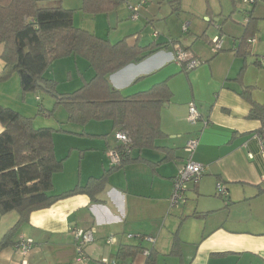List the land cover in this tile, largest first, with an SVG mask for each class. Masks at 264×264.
I'll list each match as a JSON object with an SVG mask.
<instances>
[{
	"label": "crops",
	"instance_id": "1",
	"mask_svg": "<svg viewBox=\"0 0 264 264\" xmlns=\"http://www.w3.org/2000/svg\"><path fill=\"white\" fill-rule=\"evenodd\" d=\"M123 1L117 10L97 16L81 15V0H75L74 8L63 6L76 10L75 27L113 44L126 39L130 47H147L178 41L176 47L191 51L202 64L184 71L173 62L176 50L169 46L109 76L111 86L126 96L167 82L172 99L161 110L164 136L156 142L157 149L133 150V159L142 160L110 173L97 202L80 194L33 213L12 244L0 251V264H97L115 259L126 245H141L152 253L151 259L141 254L129 259L131 264H264L262 121L250 117L252 103L264 105V68L258 64L264 56V37L256 33L258 25L264 35V0L251 6L231 0L236 13L227 23L225 15L232 8L217 5L219 0ZM136 6L140 9L134 20L130 7ZM251 18L257 20L250 37L256 42L245 46ZM218 36L223 50L214 54L210 44ZM2 53L1 46L0 74L5 67ZM93 76L88 63L75 57L56 61L47 72L60 94L79 90ZM246 89L249 95L244 97ZM54 102L53 96L42 93L23 101L16 74L0 84V106L34 119L36 128L69 132L54 136L56 156L65 160L63 171L53 178V195L59 196L111 169L108 152L117 145L118 130L110 121L71 124L62 108L50 115ZM191 103L207 127L202 121L189 123ZM3 131L0 123V134ZM194 138L199 145L193 160L206 170L199 183L191 184L186 204L172 209L174 179L190 158L185 148ZM219 183L227 189L228 202L218 195ZM18 220L16 213L0 214V243ZM74 230L91 232L95 238L85 247L84 258L77 251ZM136 236L152 237L156 243ZM22 237L35 243L25 258L17 251ZM110 237L112 244L107 243Z\"/></svg>",
	"mask_w": 264,
	"mask_h": 264
},
{
	"label": "trees",
	"instance_id": "2",
	"mask_svg": "<svg viewBox=\"0 0 264 264\" xmlns=\"http://www.w3.org/2000/svg\"><path fill=\"white\" fill-rule=\"evenodd\" d=\"M45 1L48 0H0V47H3L1 59L5 63L0 74V84L16 74L20 79L23 101L30 94L49 93L55 99L50 115L64 107L71 124L87 126L91 122L110 121L113 130L124 131L130 141L127 146L116 141L114 149L122 153L119 167H110L101 178H91L85 186L78 185L72 191L55 196L53 178L63 171L65 160H59L56 156L54 136L69 132L64 129L36 128L34 119L0 106V123L4 128L0 134V214L16 213L19 216L16 226L0 243V251L12 244L15 233L20 226L29 222L33 213L49 209L61 200L80 194L88 195L97 202L110 173L142 160L133 159V150L142 152L157 149L156 142L164 136L161 130V110L172 99L167 82L159 83L145 92L126 96L111 86L109 76L133 63L144 61L159 49L171 46L176 50L178 41L147 47H130L126 39L113 44L75 27L76 10L64 8L61 0L58 5L49 3L42 6L41 3ZM123 2L82 0L80 11L94 16L107 14L120 8ZM256 21L252 18L249 20L246 30L248 35L244 37L245 46L251 44L250 37L254 35L251 29H255L251 25ZM204 37L202 35L200 38ZM179 48L191 52L180 45ZM69 57L84 59L94 76L79 90L60 94L57 83L48 79L47 72L56 61ZM173 62L176 63L175 60ZM180 66L190 72L185 65ZM248 93L246 89L242 95L247 97ZM250 117L262 121L259 135L264 141V105L252 103ZM80 136L107 137L88 134ZM125 149L127 151L123 152ZM189 189L190 186L187 193ZM224 199L228 202V193ZM177 235L174 247L178 242ZM141 249V245L122 246L114 260L124 263L136 259Z\"/></svg>",
	"mask_w": 264,
	"mask_h": 264
},
{
	"label": "built area",
	"instance_id": "3",
	"mask_svg": "<svg viewBox=\"0 0 264 264\" xmlns=\"http://www.w3.org/2000/svg\"><path fill=\"white\" fill-rule=\"evenodd\" d=\"M244 2L248 5H254L256 4V0H244ZM131 11L134 12V15L132 16V19L138 18V12L140 9V6L136 7H130ZM256 42V39L250 40V43L253 44ZM212 51L214 54H218L223 49V39L222 37L218 36L215 37L212 42ZM175 62L178 65H185L187 71H192L197 69L201 63L199 60H197L194 55L191 52H185L181 48L176 47V55L174 57ZM258 64L264 68V56L259 57ZM188 121L192 125H198L201 121V114L199 113L196 105L194 103H191L189 105V114H188ZM204 126H208L207 121H202ZM115 139L118 143L122 144L123 146H127L129 144V137L127 133L124 131H118L115 134ZM199 145V139L194 138L191 139L187 146H186V152L190 155L189 160L185 163V165L181 168L179 171L177 177L174 180V191L173 195L171 197V208L172 209H178L181 206L185 205L187 202V191L189 184H197L203 177V174L206 170L205 166L203 164L197 163L193 160L194 153ZM262 150L264 152V141L262 140ZM127 151L125 149L123 152ZM121 157L122 153L121 151L117 149H111L108 152V159H109V165L112 168L119 167L121 165ZM217 191L218 194L221 197L227 198V189L222 184L219 183L217 185ZM74 239L77 245V251L80 255V257L84 258L85 253L84 249L86 246L94 242V236L91 232L83 231V230H74L73 231ZM129 238H134L135 236L130 235ZM137 239H139L142 242H148L152 245H155L156 239L152 237H142V236H136ZM114 242V238L110 237L107 241L108 244H112ZM34 241L29 238L22 237L17 245V251L22 257H27L31 250L34 247ZM141 255L145 257L151 256V250L150 249H141L140 252ZM97 264H131L130 262L126 261L124 263L119 262L114 259H102L97 262Z\"/></svg>",
	"mask_w": 264,
	"mask_h": 264
},
{
	"label": "rangeland",
	"instance_id": "4",
	"mask_svg": "<svg viewBox=\"0 0 264 264\" xmlns=\"http://www.w3.org/2000/svg\"><path fill=\"white\" fill-rule=\"evenodd\" d=\"M59 0H48V1H45V2H42L41 3V5L42 6H45V5H47V4H49V3H56L57 5L59 4V2H58ZM80 1V0H79ZM241 2H242V0H240ZM61 2H62V4L63 5H65V6H69V7H71V8H74L73 6H75V0H61ZM217 5H222L223 7H226V10H230V9H227V7L228 8H232L230 11H228L229 12V14H227V15H225V21H224V23H227V22H231V20H232V17L234 16V14L236 13V10L234 11V4L232 3V1L231 0H219L218 2H217ZM81 6H82V0H81ZM223 7H221L222 9H223ZM252 8V7H251ZM221 9V10H222ZM224 10V9H223ZM78 12V11H77ZM79 13L82 15V14H85L84 12H82V11H80L79 10ZM76 14V13H75ZM75 14H74V16H75ZM224 14V13H223ZM258 24H259V22H258ZM212 25V24H211ZM213 26V25H212ZM256 33L258 34V36L260 37H264V35H263V32H262V30L261 29H259V27H258V25H257V27H256ZM42 95H44V96H49V97H52L49 93H46V92H42ZM63 110H65L66 111V109L63 107L62 108ZM62 110V111H63ZM56 113V112H55ZM189 186H191V184H189Z\"/></svg>",
	"mask_w": 264,
	"mask_h": 264
},
{
	"label": "water",
	"instance_id": "5",
	"mask_svg": "<svg viewBox=\"0 0 264 264\" xmlns=\"http://www.w3.org/2000/svg\"><path fill=\"white\" fill-rule=\"evenodd\" d=\"M42 86V85H41Z\"/></svg>",
	"mask_w": 264,
	"mask_h": 264
}]
</instances>
